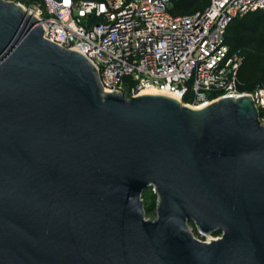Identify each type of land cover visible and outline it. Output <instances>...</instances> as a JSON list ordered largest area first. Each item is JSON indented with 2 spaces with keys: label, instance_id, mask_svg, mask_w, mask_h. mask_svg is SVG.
Returning <instances> with one entry per match:
<instances>
[{
  "label": "water",
  "instance_id": "obj_1",
  "mask_svg": "<svg viewBox=\"0 0 264 264\" xmlns=\"http://www.w3.org/2000/svg\"><path fill=\"white\" fill-rule=\"evenodd\" d=\"M0 264H264L253 100L105 93L87 58L0 0Z\"/></svg>",
  "mask_w": 264,
  "mask_h": 264
},
{
  "label": "built area",
  "instance_id": "obj_2",
  "mask_svg": "<svg viewBox=\"0 0 264 264\" xmlns=\"http://www.w3.org/2000/svg\"><path fill=\"white\" fill-rule=\"evenodd\" d=\"M8 1L38 20L46 40L87 58L105 93L156 91L194 108L249 95L264 121V85L239 90L242 58L225 42L229 24L264 11V0H209L189 15L171 14L170 0Z\"/></svg>",
  "mask_w": 264,
  "mask_h": 264
},
{
  "label": "trees",
  "instance_id": "obj_3",
  "mask_svg": "<svg viewBox=\"0 0 264 264\" xmlns=\"http://www.w3.org/2000/svg\"><path fill=\"white\" fill-rule=\"evenodd\" d=\"M170 1L169 12L173 15L193 14L209 5V0ZM225 42L231 53H238L242 58L238 70L239 90L251 92L256 85L264 83V11L235 18L227 27Z\"/></svg>",
  "mask_w": 264,
  "mask_h": 264
},
{
  "label": "rangeland",
  "instance_id": "obj_4",
  "mask_svg": "<svg viewBox=\"0 0 264 264\" xmlns=\"http://www.w3.org/2000/svg\"><path fill=\"white\" fill-rule=\"evenodd\" d=\"M170 8H172V4H170ZM262 85H264V83L262 84L260 83L256 85V87ZM141 199L143 201V209L145 212L144 217L146 219L154 220L156 216L155 209H156L157 198L156 195L153 193L152 188H148L145 191H143L141 195ZM189 227L193 233V236L200 241H206L209 237L212 238L220 237V233L211 234L209 236H203L199 234L192 225L189 224Z\"/></svg>",
  "mask_w": 264,
  "mask_h": 264
},
{
  "label": "bare ground",
  "instance_id": "obj_5",
  "mask_svg": "<svg viewBox=\"0 0 264 264\" xmlns=\"http://www.w3.org/2000/svg\"><path fill=\"white\" fill-rule=\"evenodd\" d=\"M146 93H152V94H162V93H158V92H156V91H148V92H146ZM164 95V94H163Z\"/></svg>",
  "mask_w": 264,
  "mask_h": 264
},
{
  "label": "flooded vegetation",
  "instance_id": "obj_6",
  "mask_svg": "<svg viewBox=\"0 0 264 264\" xmlns=\"http://www.w3.org/2000/svg\"><path fill=\"white\" fill-rule=\"evenodd\" d=\"M215 233H217V232H214L213 234H215Z\"/></svg>",
  "mask_w": 264,
  "mask_h": 264
}]
</instances>
